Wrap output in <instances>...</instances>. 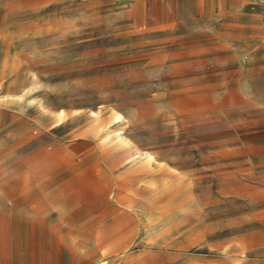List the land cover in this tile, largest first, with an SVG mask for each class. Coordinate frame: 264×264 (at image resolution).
Returning a JSON list of instances; mask_svg holds the SVG:
<instances>
[{
	"label": "rangeland",
	"instance_id": "374dc122",
	"mask_svg": "<svg viewBox=\"0 0 264 264\" xmlns=\"http://www.w3.org/2000/svg\"><path fill=\"white\" fill-rule=\"evenodd\" d=\"M0 264H264L255 0H0Z\"/></svg>",
	"mask_w": 264,
	"mask_h": 264
},
{
	"label": "built area",
	"instance_id": "2783aa9c",
	"mask_svg": "<svg viewBox=\"0 0 264 264\" xmlns=\"http://www.w3.org/2000/svg\"><path fill=\"white\" fill-rule=\"evenodd\" d=\"M255 4L264 11V0H255Z\"/></svg>",
	"mask_w": 264,
	"mask_h": 264
},
{
	"label": "bare ground",
	"instance_id": "6f19581e",
	"mask_svg": "<svg viewBox=\"0 0 264 264\" xmlns=\"http://www.w3.org/2000/svg\"><path fill=\"white\" fill-rule=\"evenodd\" d=\"M117 120L120 121V120H121V116H118V117H117Z\"/></svg>",
	"mask_w": 264,
	"mask_h": 264
}]
</instances>
